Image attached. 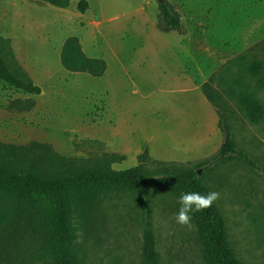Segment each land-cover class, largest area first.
Masks as SVG:
<instances>
[{"label": "rangeland", "instance_id": "1", "mask_svg": "<svg viewBox=\"0 0 264 264\" xmlns=\"http://www.w3.org/2000/svg\"><path fill=\"white\" fill-rule=\"evenodd\" d=\"M70 0L60 8L40 0H0V46L41 89L31 94L0 80V141L49 143L65 156L102 152L123 156L112 167L158 162L191 166L219 149L216 106L202 90L209 81L219 95L237 158L198 168L200 179L220 197L229 242L237 257L264 264V86L248 72L252 60L264 69V0H167L180 14L182 31L157 25L161 0ZM77 36L85 54L101 58V77L70 72L60 62L64 40ZM238 80L258 100L263 117L252 123L227 93ZM31 98L28 111L8 107ZM218 97L216 98V100ZM147 213L160 264H206L196 229L176 223L173 194L152 188ZM0 207L14 204L0 195ZM145 211L139 195L110 190L95 207L74 209L72 225L79 264H141ZM21 223L0 227V264H54L38 233Z\"/></svg>", "mask_w": 264, "mask_h": 264}, {"label": "trees", "instance_id": "2", "mask_svg": "<svg viewBox=\"0 0 264 264\" xmlns=\"http://www.w3.org/2000/svg\"><path fill=\"white\" fill-rule=\"evenodd\" d=\"M60 8H66L70 0H40ZM88 7L80 0L77 9L83 13ZM158 28L162 31H182L179 12L167 1L158 3ZM9 61L0 46V80L31 94L41 89L32 82L28 73L17 63L12 53ZM61 65L70 72H84L101 77L106 62L85 54L77 36L67 37L61 47ZM249 74L264 86L263 63L252 60ZM207 99L217 108L219 128L223 132L222 143L210 160L204 159L191 166L172 162H158L152 170L142 163L124 169L112 167L123 156L102 152L88 157H71L57 153L49 143L30 141L14 144L0 141V195L14 204L9 211L0 207V227L9 222L21 223L43 239L45 249L51 254L54 264H79L75 250L72 225L74 209L89 213L96 205L99 195L110 190H130L139 195L144 208L141 264H160L157 240L150 216L147 213L146 196L150 189L159 188L177 198L185 192H210L200 179L198 168L208 169L234 158L248 164L252 162L242 153H237L230 126L225 115L219 111L226 102L212 94L209 81L202 85ZM230 97H235L241 111L252 123H258L263 111L257 99L241 89L238 80L227 88ZM34 106L31 98L14 99L8 107L28 111ZM196 236L206 264H253L241 261L233 250L226 230L225 219L214 202L211 207L192 214ZM1 259V258H0Z\"/></svg>", "mask_w": 264, "mask_h": 264}, {"label": "clouds", "instance_id": "3", "mask_svg": "<svg viewBox=\"0 0 264 264\" xmlns=\"http://www.w3.org/2000/svg\"><path fill=\"white\" fill-rule=\"evenodd\" d=\"M219 197L220 193L217 191H210L205 194L194 191L182 193L178 198L180 207L175 217L176 223L191 229L193 227L192 214L211 207Z\"/></svg>", "mask_w": 264, "mask_h": 264}]
</instances>
